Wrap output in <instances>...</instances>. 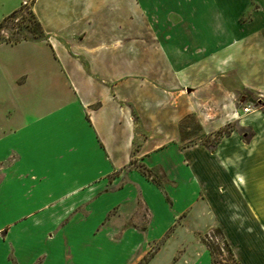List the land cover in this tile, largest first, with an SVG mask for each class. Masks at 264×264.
Wrapping results in <instances>:
<instances>
[{"label":"crops","instance_id":"1","mask_svg":"<svg viewBox=\"0 0 264 264\" xmlns=\"http://www.w3.org/2000/svg\"><path fill=\"white\" fill-rule=\"evenodd\" d=\"M27 2L43 38L0 42V264H135L180 217L146 264H210L213 226L264 264V113L230 99L264 97V0Z\"/></svg>","mask_w":264,"mask_h":264},{"label":"rangeland","instance_id":"2","mask_svg":"<svg viewBox=\"0 0 264 264\" xmlns=\"http://www.w3.org/2000/svg\"><path fill=\"white\" fill-rule=\"evenodd\" d=\"M37 34L38 32L36 24L31 15L30 9L28 8V5L23 6L20 12L13 18H9L0 22V42L16 41L22 38L31 39L35 38ZM229 82L233 84L231 80H229ZM230 99L238 115L248 112L253 108H259L258 106H256L255 102L257 99H261L262 101H264V97L242 90H238L234 95L230 96ZM246 107H248V111H244V108ZM230 126L233 127L234 124H230ZM228 128L229 127L223 130H226ZM180 137L182 144L200 140L204 141L206 145L211 146L217 139L218 133L216 132L213 137H204L200 133L199 125L196 119L192 116H188L181 122ZM148 175L149 177H153V179H156L155 177L160 176V173L158 171H155L149 172ZM182 222L183 218H178L176 223H174L173 226L169 228L168 232L162 239L150 243L146 253L135 264H139L142 258H145L147 255L152 256L156 249L164 244L166 239H170V237L175 232H177L175 236L179 241L187 239L189 235L184 234V230H179L180 226H182ZM144 223L145 217L143 216L142 219L137 223V225L139 227H142ZM193 236L196 240L203 243L204 246L208 249L210 253V264H233V261L228 252V247L224 244L223 239L220 235V231L217 229V227H210L206 232L195 230L193 232ZM180 251L181 249L179 248L178 253H180ZM178 257L179 254H176L173 259H177Z\"/></svg>","mask_w":264,"mask_h":264},{"label":"trees","instance_id":"3","mask_svg":"<svg viewBox=\"0 0 264 264\" xmlns=\"http://www.w3.org/2000/svg\"><path fill=\"white\" fill-rule=\"evenodd\" d=\"M21 9H22V6H20V8H18V9L15 10V11H13V12L10 13L9 15L5 16L0 22H2L3 20L9 19V18H13L16 14H18V13L20 12ZM30 12H31V11H30ZM31 15H32V13H31ZM32 17H33V15H32ZM33 19H34V22H35V24H36V28H37V32H38V34H37V36H36L35 38H31V39H40V38H43V33H42V31H41V28H40L38 22L35 20L34 17H33ZM22 39H27V38H22ZM28 39H30V38H28ZM16 41H17V40H16ZM11 42H14V41H11ZM255 102H256V106H258V107L260 108V110L264 113V101H262L261 99H257ZM243 139H244V140H247L248 137H247V136H243ZM139 170H140V172H141L143 175L149 177V175H148L149 171H148L146 168H140ZM150 179L154 180L153 177H150ZM154 182H155L156 184H158L157 181L154 180ZM228 252H229V250H228ZM150 257H151V255H147L145 258H142V260H141V262H140L139 264H145V263L148 261V259H149Z\"/></svg>","mask_w":264,"mask_h":264},{"label":"built area","instance_id":"4","mask_svg":"<svg viewBox=\"0 0 264 264\" xmlns=\"http://www.w3.org/2000/svg\"><path fill=\"white\" fill-rule=\"evenodd\" d=\"M25 5H27V0L22 1V7ZM248 110H249L248 107L244 108V111H248Z\"/></svg>","mask_w":264,"mask_h":264}]
</instances>
